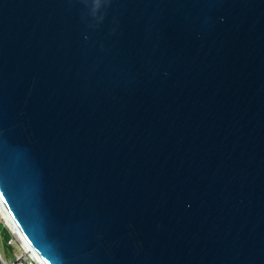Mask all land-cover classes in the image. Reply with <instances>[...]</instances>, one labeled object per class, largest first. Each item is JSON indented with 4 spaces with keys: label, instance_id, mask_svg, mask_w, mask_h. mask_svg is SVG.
Segmentation results:
<instances>
[{
    "label": "water",
    "instance_id": "95a60500",
    "mask_svg": "<svg viewBox=\"0 0 264 264\" xmlns=\"http://www.w3.org/2000/svg\"><path fill=\"white\" fill-rule=\"evenodd\" d=\"M0 206L41 264H264V0H0Z\"/></svg>",
    "mask_w": 264,
    "mask_h": 264
},
{
    "label": "built area",
    "instance_id": "2783aa9c",
    "mask_svg": "<svg viewBox=\"0 0 264 264\" xmlns=\"http://www.w3.org/2000/svg\"><path fill=\"white\" fill-rule=\"evenodd\" d=\"M0 225H3L7 231L15 238V241L18 244L17 250L12 252L10 259L3 257L0 254V264H41L32 254V252L26 248V246L14 235L9 226L6 223L4 213L0 206ZM9 242L13 244L12 238Z\"/></svg>",
    "mask_w": 264,
    "mask_h": 264
},
{
    "label": "rangeland",
    "instance_id": "374dc122",
    "mask_svg": "<svg viewBox=\"0 0 264 264\" xmlns=\"http://www.w3.org/2000/svg\"><path fill=\"white\" fill-rule=\"evenodd\" d=\"M8 236H10L13 240V244L7 241ZM18 247L15 238L11 236V234L7 231V229L0 225V254L7 259H10L12 256V252L16 251Z\"/></svg>",
    "mask_w": 264,
    "mask_h": 264
},
{
    "label": "bare ground",
    "instance_id": "6f19581e",
    "mask_svg": "<svg viewBox=\"0 0 264 264\" xmlns=\"http://www.w3.org/2000/svg\"><path fill=\"white\" fill-rule=\"evenodd\" d=\"M2 208V207H1ZM5 220H6V223L7 225L9 226V228L11 229V231L14 233V235L26 246V248H29L24 242L23 240L21 239L20 235L18 234L14 224L11 222V220L9 218H7L5 216ZM31 251V250H30ZM32 252V251H31ZM34 256V255H33Z\"/></svg>",
    "mask_w": 264,
    "mask_h": 264
},
{
    "label": "trees",
    "instance_id": "16d2710c",
    "mask_svg": "<svg viewBox=\"0 0 264 264\" xmlns=\"http://www.w3.org/2000/svg\"><path fill=\"white\" fill-rule=\"evenodd\" d=\"M10 238H11V237H10V236H8V239H7V241H9V240H10Z\"/></svg>",
    "mask_w": 264,
    "mask_h": 264
}]
</instances>
